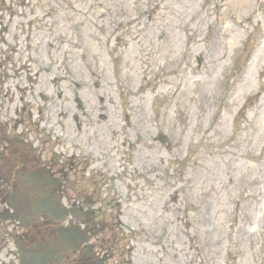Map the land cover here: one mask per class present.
Masks as SVG:
<instances>
[{
    "label": "rangeland",
    "instance_id": "rangeland-1",
    "mask_svg": "<svg viewBox=\"0 0 264 264\" xmlns=\"http://www.w3.org/2000/svg\"><path fill=\"white\" fill-rule=\"evenodd\" d=\"M238 1L0 0V51L46 85L67 76L61 101L78 90L70 113L49 86L37 105L85 157L76 188L129 217L122 252L264 264V0Z\"/></svg>",
    "mask_w": 264,
    "mask_h": 264
},
{
    "label": "flooded vegetation",
    "instance_id": "flooded-vegetation-1",
    "mask_svg": "<svg viewBox=\"0 0 264 264\" xmlns=\"http://www.w3.org/2000/svg\"><path fill=\"white\" fill-rule=\"evenodd\" d=\"M6 16H0V45L13 54L14 48L5 41ZM12 60L0 51V264H14L15 259L18 264L21 257L23 264H162L136 256L135 248L122 252L119 242L129 236L122 232L129 217L115 220L114 226L110 211L115 208L109 197L76 188L70 158L85 157L74 152L76 139L63 132L57 135L45 115L52 110L37 105V99L54 105L42 94L47 86L57 89L60 100L67 76L54 77L46 85L44 76L23 75L18 59ZM77 92L73 100L68 96L60 100L59 109L70 113L74 103L82 108ZM76 132L80 134V129ZM136 229H141L138 221L132 231Z\"/></svg>",
    "mask_w": 264,
    "mask_h": 264
},
{
    "label": "water",
    "instance_id": "water-1",
    "mask_svg": "<svg viewBox=\"0 0 264 264\" xmlns=\"http://www.w3.org/2000/svg\"><path fill=\"white\" fill-rule=\"evenodd\" d=\"M37 213H42V209L41 208H36ZM20 264H23V260L22 257L20 258Z\"/></svg>",
    "mask_w": 264,
    "mask_h": 264
},
{
    "label": "bare ground",
    "instance_id": "bare-ground-1",
    "mask_svg": "<svg viewBox=\"0 0 264 264\" xmlns=\"http://www.w3.org/2000/svg\"><path fill=\"white\" fill-rule=\"evenodd\" d=\"M229 47H231L232 46V43L230 42L229 44H227Z\"/></svg>",
    "mask_w": 264,
    "mask_h": 264
}]
</instances>
